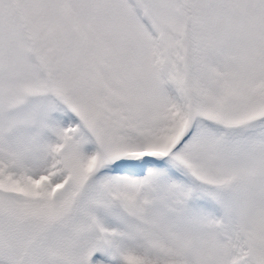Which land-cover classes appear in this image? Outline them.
<instances>
[{"label": "snow or ice", "instance_id": "snow-or-ice-1", "mask_svg": "<svg viewBox=\"0 0 264 264\" xmlns=\"http://www.w3.org/2000/svg\"><path fill=\"white\" fill-rule=\"evenodd\" d=\"M0 264H264V0H0Z\"/></svg>", "mask_w": 264, "mask_h": 264}]
</instances>
